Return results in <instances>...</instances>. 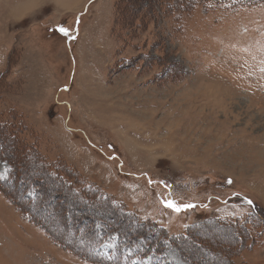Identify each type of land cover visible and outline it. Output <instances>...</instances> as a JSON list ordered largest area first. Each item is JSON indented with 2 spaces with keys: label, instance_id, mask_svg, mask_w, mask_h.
Returning <instances> with one entry per match:
<instances>
[{
  "label": "rangeland",
  "instance_id": "obj_1",
  "mask_svg": "<svg viewBox=\"0 0 264 264\" xmlns=\"http://www.w3.org/2000/svg\"><path fill=\"white\" fill-rule=\"evenodd\" d=\"M89 1L0 0V125L17 139L0 133V145L26 184L0 192V264H98L61 244L76 248L72 231L102 228L101 212L131 241L130 264H264L253 212L264 216V4L197 6L177 21L160 0ZM30 147L51 165L64 160L78 189L97 187L139 224L40 180ZM9 167L0 158V179ZM38 181L35 216L61 244L7 198ZM169 198L194 207L172 211ZM193 229L195 247L173 242Z\"/></svg>",
  "mask_w": 264,
  "mask_h": 264
},
{
  "label": "trees",
  "instance_id": "obj_2",
  "mask_svg": "<svg viewBox=\"0 0 264 264\" xmlns=\"http://www.w3.org/2000/svg\"><path fill=\"white\" fill-rule=\"evenodd\" d=\"M95 1L96 0H93L90 3L95 2ZM120 1H122V0H120ZM160 1L166 4V6H165V9L167 10L166 12L169 13L171 16H174L177 21L183 19L184 16H189L191 13H193L197 6H203L206 8H208V7H210V8H213V7L221 8V7L227 6V7H231L234 9H238L241 7H254V6H260V5L264 4V0H160ZM121 4H123V3H119L118 5H121ZM88 6H87V8H88ZM120 17H121V14H120ZM134 21L135 20L131 18V21L127 22V24L130 27H132ZM56 33L62 37H65V35L60 30H56ZM68 46H69L70 52H71V47H70V45H68ZM71 55H72V52H71ZM0 133L5 134L6 137L12 138L13 140H17L15 136L7 134V132L4 130L3 125H0ZM15 135H17V133ZM4 147H5L4 145L0 147V158L1 159L4 158V160L7 162V164L10 165V167H9V171L6 173L5 177L0 179V192L2 194H4L5 196H7L5 194L4 189H6V191H9L14 186L18 187V188L20 186V191H23L24 190L23 186L26 184L23 181H19L18 183L17 182L15 183V181H14L15 167L13 166V162L10 161L11 157L9 156V158H8L7 154H5L6 148L4 149ZM16 148H18L19 151L20 152L22 151L23 153L27 151L19 143H16ZM1 150H3V151L1 152ZM34 152L37 154H35ZM27 155L32 157L34 160H37L41 169H44V171H46L45 173L47 175L44 172H42L40 170V168L36 169V173L39 174L38 176L39 177L41 176L40 180H43L44 182H45V180H47L49 182H51L53 180V182L55 184H58L59 186L61 185L62 188H65L64 190H66V189L69 190V192L72 193L73 196H75L74 199H76L77 202L79 204H81L82 206L84 205L86 210H88V208L93 210L95 207H102V206L107 207V208H110L115 213L116 212L121 213V215L124 216L126 218V220L128 221L127 222L125 220L127 222V226H129V228H131L132 226L135 228L139 224V223L136 224V220H134V219L131 220V216L129 215V213H127V212L124 213L125 211L123 209H121L120 207H116L113 205H111V206L107 205L105 202H106V199H108V198L105 197L97 187L91 188V189H89L87 187H84L82 189H78L75 186V183L73 181L71 171H68V169L65 167L67 165L62 160H60V161L63 163V165L62 164L60 165L59 163H56V165H51V163L44 161L41 158L40 154L38 153V151H36L35 148H31V147L29 148V152ZM27 155H24V156L27 157ZM37 156L39 157V159L41 161L37 158ZM63 169L66 171H64ZM50 179H52V180H50ZM12 183H15V185H13ZM38 183H40V181H38ZM44 185H46V183L45 184L40 183V185H38L39 189H37L35 187V184H34V186H30V188L33 189L32 193L28 192L27 194L22 195L18 199L14 198L12 196L7 197L9 199V201L16 207V209L18 210V212L20 213V215L22 217L29 219L31 223L35 224L37 227H39L42 230L44 229V227L42 226V224L38 223V220L35 216L34 210L37 206H39L40 194H42V192L40 190L43 188ZM23 202L24 203L29 202L30 207H25L23 205ZM89 202H90V204H89ZM253 209H254L253 212H254L255 217H257L259 219L260 223L262 224V227L264 228V216L262 215L263 210L257 204L254 205ZM113 212H111V213H113ZM100 216L102 217V219L98 220L97 222H101L102 228H100L99 230L97 228H95L96 230L92 229L91 228L92 226L88 225V226H84V229H81L80 231H75V230L72 231L73 234H75V236L77 237V243L75 245H76V248L78 249V251L76 250V248H73L69 245L67 246L63 243L61 244L55 237H53L52 234L48 233L49 231H47L46 229H44V231H47V233L50 235L51 238L54 239L55 242L57 241L63 247L67 248L69 251H71L75 255L79 256L83 260L96 262L98 264H101V263L102 264H130V261L128 259L123 258L122 250L126 249V248H130L131 247L130 246L131 241L127 240L128 238L123 235V230L120 229V231H116V230H114L116 225L111 226L108 223H106V221L107 222L111 221V218L109 219L107 217V214L101 212L98 217H100ZM98 219H100V218H98ZM73 220H74L73 215H70L69 221L73 222ZM142 225H145V223H142ZM108 226H111L109 231L107 229ZM201 227H204V226L201 224L198 228H201ZM78 228H82V226H79ZM198 228H196V229H198ZM234 228L236 229V227H234ZM196 229L190 230L186 235L180 236L177 239V241H173V242L176 244L187 243L188 246L192 245L195 247V245L197 243L199 244V242L193 241V240L195 238L203 239L201 237H193V236L199 235V233H197L199 230H196ZM232 229L233 228H231L230 230H232ZM147 233L151 234V232H147ZM113 235H115L117 237L116 238L117 239V250L114 251V258L108 259V258H105L103 256V254L101 252V248L103 247L105 242H107L108 240H111L113 238ZM165 235L166 234L163 233V237L167 240L166 242H170ZM131 237H133V236H131ZM154 240L155 239L153 238V241L151 242V244H152L150 246L151 251L156 246V243L154 244ZM191 241H193L192 244H191ZM207 241H208V239H207ZM211 241L212 240H210L209 242H211ZM226 242H227V239H226ZM231 242L229 241L225 244L229 247L230 244H233ZM240 244H241V242H240ZM226 245H224V246H226ZM156 250H157V252L159 251V249H157V248H156ZM223 264H226V262H224Z\"/></svg>",
  "mask_w": 264,
  "mask_h": 264
},
{
  "label": "snow or ice",
  "instance_id": "obj_3",
  "mask_svg": "<svg viewBox=\"0 0 264 264\" xmlns=\"http://www.w3.org/2000/svg\"><path fill=\"white\" fill-rule=\"evenodd\" d=\"M60 31L67 36L68 35V30L66 28H61ZM261 71H264V68L261 69ZM164 207L171 209L172 211L175 212H181L182 210L186 211L191 207H194V205L191 204H184L180 205L175 199L169 198L165 201H163ZM248 204L251 205L252 201H248Z\"/></svg>",
  "mask_w": 264,
  "mask_h": 264
},
{
  "label": "crops",
  "instance_id": "obj_4",
  "mask_svg": "<svg viewBox=\"0 0 264 264\" xmlns=\"http://www.w3.org/2000/svg\"><path fill=\"white\" fill-rule=\"evenodd\" d=\"M91 1V0H90ZM89 1V2H90ZM59 27H61L62 28V26H59ZM60 160H62L61 158H59ZM64 163H65V161L64 160H62ZM68 167H70V168H72L70 165H68L67 163H65ZM74 169V168H73ZM75 170V169H74Z\"/></svg>",
  "mask_w": 264,
  "mask_h": 264
}]
</instances>
